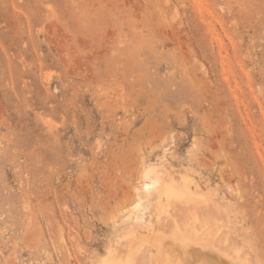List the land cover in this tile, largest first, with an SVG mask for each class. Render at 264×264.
Segmentation results:
<instances>
[{"label":"rangeland","instance_id":"rangeland-1","mask_svg":"<svg viewBox=\"0 0 264 264\" xmlns=\"http://www.w3.org/2000/svg\"><path fill=\"white\" fill-rule=\"evenodd\" d=\"M152 164L221 212L207 255L264 264V0H0V264L166 234L154 194L128 218Z\"/></svg>","mask_w":264,"mask_h":264},{"label":"bare ground","instance_id":"bare-ground-1","mask_svg":"<svg viewBox=\"0 0 264 264\" xmlns=\"http://www.w3.org/2000/svg\"><path fill=\"white\" fill-rule=\"evenodd\" d=\"M154 165L155 164H152L151 165L152 167H149L144 172L142 181L139 183V186L136 187V192L142 191L145 194V197L154 194L155 195L154 199L156 202L155 211H154L155 216H157V218L161 217L164 221L174 222V224L171 225L170 223L169 226L171 228H169L170 229L169 231L165 229L166 230V232L164 231L166 233L164 234L165 236L162 235V233L161 234L155 233L154 230L155 228L152 226L153 223L152 224L150 223L147 226L145 224L144 225V227L146 226L145 230L148 231V232L146 231L147 234L144 235L145 237L137 238V239L134 238L136 237L135 235L137 233L134 235V237L131 234H128L127 235L128 237L125 235L127 237V240L125 239L127 241L125 251L123 252L121 250L123 252L122 254H120L121 252H118L117 254L114 250H113L114 252L111 251L104 259L101 260L100 264H138V263L141 264L140 261L138 262L136 260V258L139 257L138 256L139 251L140 253H142L141 250H144V247L140 250V245H142L143 243L149 244V246H152V248L155 250V254L153 252L154 255H151L148 258L149 264H220L218 259H215L207 255V253L202 250L203 249L202 246H204L206 242L204 240L210 238L211 240H213V244L217 247V249L227 248V246L231 247V245L229 244L234 243L232 242L233 239L231 241L230 235L227 232H225L226 230L223 229L222 222L220 221L222 215L219 217V215L217 214L220 211L218 210L217 212L216 210L217 208L211 209L212 206L211 208H208V206H203V204H206V202L204 203V201L202 202L203 203L202 205L198 203L196 201L197 199L195 200L192 193L189 192V189L187 187L188 184L186 185V183H184V180H183V184L178 183L182 180L179 179L181 177L178 178L180 181L175 183L177 179L174 178L175 179L174 182L172 178L167 179L166 178L167 176L163 175L162 173L161 174L163 176L160 175L154 170L155 167ZM172 175H174V173ZM199 186L197 185V187ZM199 190H201V188ZM139 192L137 194L135 193L132 203L130 201L131 203L130 209L127 210V213L129 214L128 218L132 216L133 219H135L136 221H141L143 219L144 210H146V208L148 207L147 205L143 206L142 203L143 198L140 195L141 192L140 193ZM200 201L201 198L199 202ZM147 204L149 205V203ZM180 210L184 212V213L181 212V214L183 213L182 214V216L184 217L183 220L187 221V225L190 222L197 224V226L194 225V227L197 228V234L199 236L191 234L190 230L186 228L187 225L185 226L183 225L181 228H179V230L177 229L175 222H177L176 218L179 217H176V215ZM183 220L181 221V223L180 222L179 223L183 224ZM166 225H168V223L162 226H166ZM144 227L142 228V230H144ZM229 227L228 225L226 226V228H228V231L230 232L231 230H229ZM160 230L161 229H159V231ZM162 232H163V228H162ZM134 233L135 232H133V234ZM167 236L169 239L166 240L165 238ZM195 236L196 238H194ZM163 246L164 247L166 246L165 247L166 249L164 251H162V249H164ZM159 252H161L163 255L162 260L160 257L161 254ZM142 254H141V258H142ZM214 256L216 255L214 254ZM236 261L239 262V259Z\"/></svg>","mask_w":264,"mask_h":264}]
</instances>
